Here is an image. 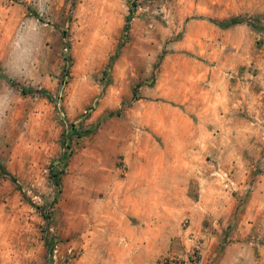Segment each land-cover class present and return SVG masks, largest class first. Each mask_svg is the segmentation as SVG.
<instances>
[{"label":"rangeland","instance_id":"rangeland-1","mask_svg":"<svg viewBox=\"0 0 264 264\" xmlns=\"http://www.w3.org/2000/svg\"><path fill=\"white\" fill-rule=\"evenodd\" d=\"M231 18L258 24L216 25ZM217 28L223 72L255 67L251 107L230 141H174L140 94L166 56L202 60ZM216 146L238 156L207 157L201 176L222 173L228 196L212 207L167 161ZM0 164V264H106L127 247L158 264L185 220L201 264H264V0H0Z\"/></svg>","mask_w":264,"mask_h":264},{"label":"crops","instance_id":"crops-1","mask_svg":"<svg viewBox=\"0 0 264 264\" xmlns=\"http://www.w3.org/2000/svg\"><path fill=\"white\" fill-rule=\"evenodd\" d=\"M204 35L206 36H204L203 45L206 49L201 55L202 60L190 54L166 56L154 86L147 91L143 90L140 94V101L148 100L150 107L155 109L160 107L164 110V113H151L150 128L154 131H163L174 141H230L234 137V127H231L234 124V115L236 113L240 116L245 115L249 110L246 107H251L247 106L252 97V85L248 82L253 78L251 74L255 67L251 66V72L243 76L224 73L221 69L219 51L214 48V45L220 42V29H212ZM207 45L213 46L212 54L208 52ZM222 156L238 155L234 150L221 149L219 146L178 149L168 155L172 160H168L167 163L170 162L175 166L172 173L176 180L184 181L185 184L179 186L186 188L191 180L196 186H201L204 196L210 194L207 190L211 188L209 203L213 207L228 201L227 193L222 189L223 174L213 172L212 174L218 176H206V179H203L205 176L203 170L210 162L207 157ZM189 158H195V162ZM154 163L163 162L156 160ZM192 163L196 165L192 171H188L191 170L189 165ZM198 174L203 176L200 177ZM159 175L155 168L149 173V181L157 182ZM188 175L193 179H189ZM225 185L228 186V184ZM221 197L226 200L222 201ZM148 201L152 202V199L148 198ZM205 245L206 241L202 246V257ZM124 249H126L124 256L111 257L106 264H136L137 250L134 247Z\"/></svg>","mask_w":264,"mask_h":264},{"label":"built area","instance_id":"built-area-1","mask_svg":"<svg viewBox=\"0 0 264 264\" xmlns=\"http://www.w3.org/2000/svg\"><path fill=\"white\" fill-rule=\"evenodd\" d=\"M182 250L168 253L158 264H201L204 236L196 233L185 220L179 237Z\"/></svg>","mask_w":264,"mask_h":264},{"label":"trees","instance_id":"trees-1","mask_svg":"<svg viewBox=\"0 0 264 264\" xmlns=\"http://www.w3.org/2000/svg\"><path fill=\"white\" fill-rule=\"evenodd\" d=\"M244 23H247L249 25H256L258 24V22H254V21H249V20H245L243 18H231L229 20H224L221 21L219 23H217L216 25L220 28H230V27H234V26H238V25H242ZM0 171L1 172H5L4 168L2 167V165L0 164Z\"/></svg>","mask_w":264,"mask_h":264}]
</instances>
